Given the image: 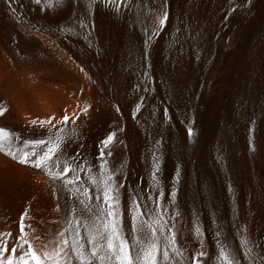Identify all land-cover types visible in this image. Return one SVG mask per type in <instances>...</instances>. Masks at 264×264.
Instances as JSON below:
<instances>
[{
  "label": "bare ground",
  "instance_id": "obj_1",
  "mask_svg": "<svg viewBox=\"0 0 264 264\" xmlns=\"http://www.w3.org/2000/svg\"><path fill=\"white\" fill-rule=\"evenodd\" d=\"M190 2L191 10L189 0H169L167 27L149 46L152 80L138 89L133 86L143 78L144 33L139 26L135 31L128 27L136 21L138 10L120 17L93 5L89 27L82 32L79 20L83 13L69 0H63L66 6L56 15H45L30 0H20L22 19L33 23L34 29L14 25L0 3V105L7 109L0 116V126L22 133L26 118L53 111L59 115L65 109L71 114L73 108L82 106L81 100H87L90 118L78 121L85 151L94 156L98 139L109 130L122 128L118 136L123 143H118L111 159L114 165L125 162L129 183L138 180L141 187L146 186L151 172L149 140L162 139L158 174L165 193L162 203H167L176 165L181 168L176 188L184 215L177 227L178 246H185L188 258L197 250L199 242L190 232L195 211L205 250L215 249V214L224 223L220 239L226 237L242 259V234L237 232L238 225L233 226V202L239 223L247 219L254 234L264 233V0H243V8L236 6L242 0ZM230 3L232 11H228ZM185 17L200 27V59L190 42L182 52L179 44L170 46L171 33L175 30L180 36ZM59 27H71L73 32L57 31ZM177 56L178 60L172 59ZM140 96L145 99L134 119L131 112ZM186 117L193 121L192 139L185 131ZM161 124L163 127L158 126ZM249 125L253 128L251 150ZM218 154L225 156L223 167L216 162ZM127 205L125 188L122 217H127ZM26 206L31 217L25 219L26 231L39 236L42 245L63 226L59 210H53L57 201L51 186L38 170L0 153V232H16ZM257 251L264 254V248L257 247Z\"/></svg>",
  "mask_w": 264,
  "mask_h": 264
},
{
  "label": "snow or ice",
  "instance_id": "obj_2",
  "mask_svg": "<svg viewBox=\"0 0 264 264\" xmlns=\"http://www.w3.org/2000/svg\"><path fill=\"white\" fill-rule=\"evenodd\" d=\"M30 2L45 15H56L66 6L63 0ZM69 2L83 13L79 20L82 32L89 27L93 5L103 7L120 17L126 13L130 15L133 9L139 11L136 21L128 25L133 31L139 26L144 33L140 69L143 78L133 88L138 89L141 84H149L152 80L148 71L151 57L149 46L167 27L166 22L170 16L169 0H160L158 6L157 0H132V3L129 0ZM0 3L4 4L14 25H27L33 29L36 27L30 21L22 19L23 13L18 8L20 0H0ZM236 6L246 7L243 0ZM187 7L191 10L190 0ZM228 11H232L231 3ZM224 19L227 20L228 17L225 16ZM182 23L184 28L179 30L180 36L176 35L175 30L171 33L174 39L169 42L170 46L179 44V51L182 52L185 43L190 42L196 58L200 59L202 52L197 41L201 30L198 23H192L188 17ZM41 30L44 31L43 26ZM48 31L55 34L52 30ZM57 31L72 33L73 29L59 27ZM12 39L15 43V36ZM178 58L172 57L173 60ZM144 91L147 93L149 89L146 87ZM144 99V96H140L135 104L131 112L134 119ZM81 104L82 106L73 108L71 114L65 109L59 115L53 111L52 114H36L32 118H26L22 128V133L28 134L26 136L0 126V153L11 157L20 165L38 170L46 178L47 184L51 186L52 196L57 201V208L53 210H59L63 225L53 238L41 245L39 236L26 231L25 219L31 218L28 217L29 207L26 206L19 215L17 231L0 232V264H264V254L257 251V247L264 248V233L254 234L248 227L247 219L243 224L239 223L235 216V202L232 219L233 226L238 225L237 232L242 234L239 237L242 259L231 249L226 237L224 240L220 239L224 234V223L215 214L212 223L217 226L216 248L211 252L205 250L204 232L195 211L192 213L190 232L192 239L199 243L191 257H186L185 246L177 244V227L184 215L180 211L176 188L181 175L180 165H176V171L172 175L167 203H162L161 198L165 193L158 175L161 170L162 139H155L154 143L150 139L151 172L147 176L146 186L141 187L138 180L130 184L124 174L127 164L121 161L114 165L111 159L118 143H123L118 136L123 129L117 127L109 130L103 138L98 139L94 145V156L86 152V140L78 121L90 118L91 104L87 100H81ZM261 106H264V101ZM116 111L119 112L120 109L117 107ZM6 112L7 109L0 105V116ZM261 115H264V111ZM254 117L255 112L253 122ZM163 118L165 121L168 119L167 109H164ZM186 119L188 126L185 131L187 137L192 139L193 121L189 117ZM158 126L163 127L162 124ZM247 133L251 150V125L248 126ZM216 162L223 167L225 156L218 154ZM125 188L128 195L127 217H122V190ZM228 191L231 194L233 189L229 187ZM185 229L188 230L187 225Z\"/></svg>",
  "mask_w": 264,
  "mask_h": 264
}]
</instances>
